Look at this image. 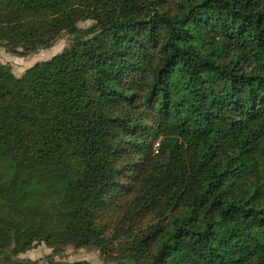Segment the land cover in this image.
<instances>
[{"label":"trees","instance_id":"trees-1","mask_svg":"<svg viewBox=\"0 0 264 264\" xmlns=\"http://www.w3.org/2000/svg\"><path fill=\"white\" fill-rule=\"evenodd\" d=\"M63 35L0 64V259L264 264V0H0L7 53Z\"/></svg>","mask_w":264,"mask_h":264},{"label":"rangeland","instance_id":"rangeland-1","mask_svg":"<svg viewBox=\"0 0 264 264\" xmlns=\"http://www.w3.org/2000/svg\"><path fill=\"white\" fill-rule=\"evenodd\" d=\"M89 25V22H84L80 23L79 27L83 29L88 27ZM69 42L70 40L67 35L61 36L50 49L41 50L35 54L30 55L29 57L23 58V60H25L24 65H27L29 66L28 68H30L36 63L51 59L53 56L60 54ZM2 65L10 66L11 64L9 65V63H6ZM28 68L16 67L15 69L17 70L14 73L15 76H21L23 72ZM49 260L52 261V264H71L77 261H85L90 264H103L96 250L87 251L83 249H74L73 247L69 246L61 255L51 256V250L48 249L44 244H38L32 250L19 255L17 260L11 259L10 262H4L2 259H0V264H27V262L47 264Z\"/></svg>","mask_w":264,"mask_h":264},{"label":"crops","instance_id":"crops-1","mask_svg":"<svg viewBox=\"0 0 264 264\" xmlns=\"http://www.w3.org/2000/svg\"><path fill=\"white\" fill-rule=\"evenodd\" d=\"M6 63H9V65L11 64L10 68L13 74L17 70L15 69L16 67L17 68H28L29 67L27 65H24L25 60H23V58L7 53L3 48H0V64H6Z\"/></svg>","mask_w":264,"mask_h":264},{"label":"built area","instance_id":"built-area-1","mask_svg":"<svg viewBox=\"0 0 264 264\" xmlns=\"http://www.w3.org/2000/svg\"><path fill=\"white\" fill-rule=\"evenodd\" d=\"M157 146V145H156ZM154 150H156V147H154Z\"/></svg>","mask_w":264,"mask_h":264}]
</instances>
